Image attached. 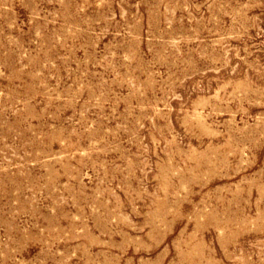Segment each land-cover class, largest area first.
Instances as JSON below:
<instances>
[{
	"label": "rangeland",
	"instance_id": "1",
	"mask_svg": "<svg viewBox=\"0 0 264 264\" xmlns=\"http://www.w3.org/2000/svg\"><path fill=\"white\" fill-rule=\"evenodd\" d=\"M0 264H264V0H0Z\"/></svg>",
	"mask_w": 264,
	"mask_h": 264
}]
</instances>
